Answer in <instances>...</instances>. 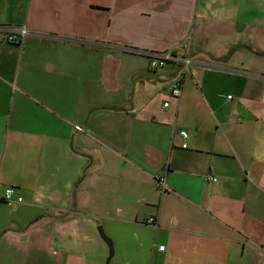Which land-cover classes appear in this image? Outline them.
<instances>
[{
    "label": "crops",
    "instance_id": "1",
    "mask_svg": "<svg viewBox=\"0 0 264 264\" xmlns=\"http://www.w3.org/2000/svg\"><path fill=\"white\" fill-rule=\"evenodd\" d=\"M0 25L29 29L0 33V264H264V0H0ZM169 48L192 64L151 70Z\"/></svg>",
    "mask_w": 264,
    "mask_h": 264
},
{
    "label": "built area",
    "instance_id": "2",
    "mask_svg": "<svg viewBox=\"0 0 264 264\" xmlns=\"http://www.w3.org/2000/svg\"><path fill=\"white\" fill-rule=\"evenodd\" d=\"M29 29L20 25V26H6L0 25V33L2 34V38L6 40V42L10 43H18L23 40L24 37L28 36ZM146 58L149 61V68L154 70L159 67H164L168 63L173 62L180 65L182 71L186 70L191 64L192 59L188 55L178 53L176 48H169L166 50H151L143 52ZM170 93L173 96H179L181 93V84L179 80H176L170 88ZM167 105V102L164 103V106ZM75 129H81L80 125H75ZM179 134L182 137H186V132L184 130L179 131ZM186 142L181 144V147H184ZM210 179H215L210 177ZM158 185L160 187L163 186L162 178H157ZM0 200L5 204H13V203H21L22 196L17 194L16 186L14 185H7L3 188L2 192L0 193ZM149 222H154V217H150L148 220ZM163 245L159 246V249H163Z\"/></svg>",
    "mask_w": 264,
    "mask_h": 264
},
{
    "label": "water",
    "instance_id": "3",
    "mask_svg": "<svg viewBox=\"0 0 264 264\" xmlns=\"http://www.w3.org/2000/svg\"><path fill=\"white\" fill-rule=\"evenodd\" d=\"M98 233L100 234L101 238L107 243L109 247V252L107 256V260L110 259L111 253H113L112 243L109 236L103 231L101 226H97Z\"/></svg>",
    "mask_w": 264,
    "mask_h": 264
}]
</instances>
